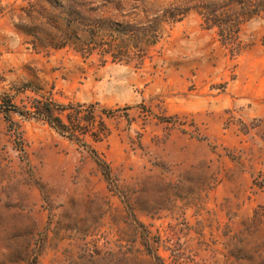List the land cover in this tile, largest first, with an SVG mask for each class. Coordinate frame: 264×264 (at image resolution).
<instances>
[{
	"label": "rangeland",
	"instance_id": "1",
	"mask_svg": "<svg viewBox=\"0 0 264 264\" xmlns=\"http://www.w3.org/2000/svg\"><path fill=\"white\" fill-rule=\"evenodd\" d=\"M122 2L0 0L17 109L0 114V264H264V0ZM66 12L160 40L141 64L81 55L59 47L79 45ZM205 18L241 22L238 56ZM47 98L81 106L55 116L86 134L24 114Z\"/></svg>",
	"mask_w": 264,
	"mask_h": 264
},
{
	"label": "trees",
	"instance_id": "2",
	"mask_svg": "<svg viewBox=\"0 0 264 264\" xmlns=\"http://www.w3.org/2000/svg\"><path fill=\"white\" fill-rule=\"evenodd\" d=\"M105 5H112L114 2L117 5H123L122 0H101ZM49 3V1H48ZM51 5V3H49ZM181 16V17H177ZM184 14L172 13L170 18L173 22H178L183 18ZM71 17L76 18L71 19ZM77 13H65L63 19V25L69 30L75 28L73 32V38L75 43L65 42L64 46H74V50L79 52L81 55L89 56L93 52H97L102 58L108 57L111 63L118 64H129L133 61L134 56H137L138 64H141L147 54L149 47H152L158 43L160 37L155 31L149 35H145L136 26H130L128 24L122 25L118 23L107 24V22L99 23L97 27H94L88 23H85ZM76 23V25H74ZM204 23L207 29L216 27L219 29L220 38L222 44L229 47L232 56H238L241 53V49L238 46V32L239 25L241 22L234 18L227 26L215 25L210 18H205ZM81 45V47H79ZM106 63V60L103 61ZM24 88H27L24 86ZM81 106H58L54 104L51 99L47 98L43 101L35 100L24 114L32 117L40 118L44 120L54 131L59 135L68 139L78 141L79 136H84L86 131H77L76 128H72V121L68 117V125L64 124L63 121L55 116L62 114L67 110L75 109V113H80L79 109ZM16 107L13 104V99L8 96L0 97V114L3 115L5 121H9V113L16 111ZM91 116L92 112L89 113ZM77 125L79 120L75 117ZM97 138V137H96Z\"/></svg>",
	"mask_w": 264,
	"mask_h": 264
}]
</instances>
